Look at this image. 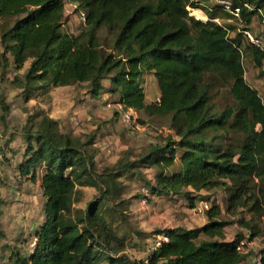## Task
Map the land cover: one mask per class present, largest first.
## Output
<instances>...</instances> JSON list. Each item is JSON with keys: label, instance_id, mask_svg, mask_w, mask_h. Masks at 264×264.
I'll return each instance as SVG.
<instances>
[{"label": "trees", "instance_id": "16d2710c", "mask_svg": "<svg viewBox=\"0 0 264 264\" xmlns=\"http://www.w3.org/2000/svg\"><path fill=\"white\" fill-rule=\"evenodd\" d=\"M65 1L0 0V70L10 63L18 70L28 62L22 82L28 98L37 89L84 83L92 97L108 91L134 110L169 114L173 134L116 173L136 165L154 167L149 190L159 197L183 196L195 207L193 191L220 187L229 193L227 213L244 208L253 217L264 216V97L245 80L242 64L248 53L261 66L264 51L241 33L230 36L229 27L215 20L222 12L229 16L221 4L207 9L199 3L210 0H75L85 25L70 33L62 28ZM230 1L240 7L245 27L264 10V0ZM188 7L204 9L207 19L190 15ZM102 27L113 34L111 40L99 36ZM147 72L159 88L154 103L145 101ZM106 78L110 84L104 88ZM215 79L232 96L221 109L211 100ZM35 127L24 131L25 156L18 169L32 181L41 171L43 219L33 250L26 258L17 255V263L139 264L106 255L111 234L96 202L73 207L81 194L78 185H103L95 171L94 133L81 141L46 114ZM140 193V199L146 197ZM2 204L0 193V215ZM221 214L219 204L211 203L198 227L155 230L160 238L148 262L240 264L246 255L236 244L244 236L227 240L228 221ZM237 221L248 229V238L259 234L251 218ZM259 251L264 264V246Z\"/></svg>", "mask_w": 264, "mask_h": 264}, {"label": "rangeland", "instance_id": "374dc122", "mask_svg": "<svg viewBox=\"0 0 264 264\" xmlns=\"http://www.w3.org/2000/svg\"><path fill=\"white\" fill-rule=\"evenodd\" d=\"M199 4L208 9L220 3L218 0H210ZM75 6V0L65 1L62 28L70 33L79 32L85 25ZM202 8L190 11L197 17L192 13L191 15L201 17L199 19L206 16L207 19ZM220 14L222 16L216 20L229 27L230 36L236 32L241 33L243 27L237 19L225 12ZM260 14V17L252 18L246 28L254 37L264 41L263 9ZM98 33L107 40L113 37L103 27ZM241 34L244 40L249 41V38ZM242 64L245 80L264 97V60L261 66H257L248 53H243ZM27 66L28 62L18 70L12 67L0 70V193L3 198L0 227L4 232L3 237H0V264H13L7 260L9 253L15 262L17 255L25 258L28 256L30 243L43 219L44 196L39 178L41 171L38 170L36 179L32 181L28 176L21 175L18 169L25 156L24 131L36 128V122L42 114L55 117L61 131L69 132L81 138V141L86 134L95 135V171L103 185H78L77 189L81 194L77 198L79 200L75 201L74 209L81 206L85 208L91 202L98 204V214H101L99 216L102 220L107 221V230L111 234L110 244L113 245L106 255L113 253L112 255L127 256L131 261L142 264V258L148 250L159 242L160 237L155 230L174 224L186 228L200 226L206 219L204 211L192 210L189 200L183 196L163 198L149 190L156 171L154 167L136 165L116 173L117 169L125 168L130 162H136L141 155L146 154L150 144L162 142L167 134H173L169 114L149 115L142 110L135 111V124L130 127L121 120L114 106L107 104L116 101V96L102 91L98 96L91 97L85 93L84 83L60 89L49 88L46 91L37 89L28 98L22 87ZM102 82L106 86L109 83L106 79ZM143 88L147 103L158 100L159 88L152 73L144 74ZM211 95V100L218 109L232 102L228 86L219 79L214 80ZM33 144H36L35 141ZM143 185L148 186L149 190L146 203L140 201V189ZM192 193L196 196L195 206L200 204V200L208 201V207L211 203L219 204L221 217L228 221L224 227L228 236L247 237L249 234L247 228L239 225L237 220L240 217L251 218V222L258 224L259 234L252 238L254 244L245 258L254 255L258 248L264 246V216L253 217L244 208H239L233 215L227 213L229 193L224 188L216 187ZM102 253L104 252L101 251ZM245 262L246 260L243 261ZM249 264L253 263L249 261Z\"/></svg>", "mask_w": 264, "mask_h": 264}, {"label": "built area", "instance_id": "2783aa9c", "mask_svg": "<svg viewBox=\"0 0 264 264\" xmlns=\"http://www.w3.org/2000/svg\"><path fill=\"white\" fill-rule=\"evenodd\" d=\"M218 3L221 4V6L223 7V9L229 13V16H231L232 18H235L238 20V22L240 23V25L243 27L241 28V33H243L244 36H246L247 38H249V40L255 44L257 47H259L260 49H262L264 51V41L259 40L258 38L254 37L250 31L248 30V28H246L243 25V20L241 18V9L239 6H235L233 5V3L230 0H218ZM245 6H247L248 8H250V6L248 4H245ZM190 8V9H189ZM189 9V14L191 15V13L193 14V12H190L193 8L188 7ZM79 17L81 19V21H85V14L83 11L79 10L78 12ZM194 15V14H193ZM195 17H197L195 15ZM201 18V17H199ZM197 18V19H199ZM206 18V16H205ZM202 18L201 20L205 19ZM217 18H215L216 20ZM206 20V19H205ZM217 21V20H216ZM108 105H113L115 111L118 113L119 117L121 118V120L128 126H134L135 124V118H134V114H135V110L131 107H127L125 106L122 102L120 101H114L112 104L107 103ZM140 191L147 197L149 195V190L147 187L142 186ZM143 197L141 199V202L146 203L147 202V198ZM197 207V208H196ZM195 210H205L208 208V204L206 201L201 202L199 205H196ZM164 239H166V237H164ZM35 241H36V236L33 237L31 243H30V247L31 250H33L34 245H35ZM254 241L248 237H242L237 241L236 244V248L239 252H241L242 254L248 255L250 253V249L253 246ZM260 248H258V250H256L254 257H253V264H261V253H260ZM144 264H150L148 262V260L144 261Z\"/></svg>", "mask_w": 264, "mask_h": 264}, {"label": "crops", "instance_id": "0c3cea01", "mask_svg": "<svg viewBox=\"0 0 264 264\" xmlns=\"http://www.w3.org/2000/svg\"><path fill=\"white\" fill-rule=\"evenodd\" d=\"M0 50H1V48H0ZM10 61H11V58H10ZM9 67H12L14 70H15V68L13 67V65L10 63V66ZM106 80H108V85L110 84V81H109V79L108 78H106ZM108 85L106 86L105 84H103V82H102V86L104 87V88H106V87H108ZM68 86H71V85H67V86H58V87H50V88H53V89H55V88H57V89H60V88H65V87H68ZM144 89V88H143ZM104 92V91H103ZM85 93L86 94H88L89 96H91L89 93H87L86 91H85ZM144 93H145V91H144ZM92 97V96H91ZM145 98H146V95H145ZM149 103V102H148ZM135 111H137V112H139L140 110H135ZM49 116V115H48ZM50 117V116H49ZM53 118V117H52ZM54 119H55V117H54ZM80 186V185H79ZM86 186H92V185H86ZM78 187V186H77ZM204 201H206V200H200V203L201 202H204ZM206 202H208V201H206ZM75 206V202L73 203V207ZM76 207H78L77 206V204H76ZM82 207V206H81ZM81 207H79V208H81ZM192 210H194V211H196L195 210V208L194 207H192L191 208ZM206 210V209H205ZM205 210H203L204 211V214H205ZM206 221V219H204V221L200 224V225H202L204 222ZM41 223V222H40ZM178 224H174V225H170V226H168V227H175V226H177ZM181 226V225H180ZM188 228H190V227H188ZM192 228V227H191ZM160 236V235H159ZM225 238L227 239V240H231V239H233L234 237L233 236H228L226 233H225ZM157 244V243H156ZM158 245H156V246H154L153 248H155V247H157ZM152 248V249H153ZM31 248H30V253H31ZM149 251L150 250H148V252H147V254L142 258L143 259V261H145V260H147V255L149 254ZM29 253V254H30ZM256 253V252H255ZM254 253V254H255ZM16 254V253H15ZM28 254V255H29ZM11 255V256H10ZM111 256H117V254H115V255H111ZM253 257H254V255H250L248 258H245L244 260H246V262L245 263H243V261L240 263V264H249V261L251 262V263H253ZM18 258V257H17ZM7 260H9V261H12L13 262V264H18L17 262H15V260H14V258L12 257V254H10L9 253V255L7 256ZM103 263H108L109 264V262H108V260H102V261H100L99 262V264H103ZM29 264V263H28Z\"/></svg>", "mask_w": 264, "mask_h": 264}, {"label": "bare ground", "instance_id": "6f19581e", "mask_svg": "<svg viewBox=\"0 0 264 264\" xmlns=\"http://www.w3.org/2000/svg\"><path fill=\"white\" fill-rule=\"evenodd\" d=\"M192 10H193V11H197V10H199V9H197V8H193Z\"/></svg>", "mask_w": 264, "mask_h": 264}]
</instances>
